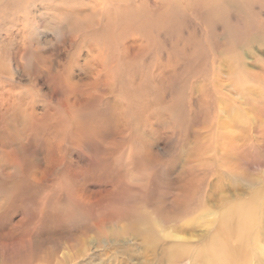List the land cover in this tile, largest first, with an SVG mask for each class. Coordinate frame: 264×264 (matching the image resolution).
Masks as SVG:
<instances>
[{"label": "rangeland", "instance_id": "374dc122", "mask_svg": "<svg viewBox=\"0 0 264 264\" xmlns=\"http://www.w3.org/2000/svg\"><path fill=\"white\" fill-rule=\"evenodd\" d=\"M241 1L133 0L132 22L121 2L0 0V132L38 157L22 229L37 231L36 264H229L226 248L264 264V208L238 237L240 206L264 199V0ZM156 2L164 28L148 27ZM89 57L106 73L79 66ZM71 78L83 96L95 86L107 97L69 104ZM11 208L6 223L26 215Z\"/></svg>", "mask_w": 264, "mask_h": 264}, {"label": "bare ground", "instance_id": "6f19581e", "mask_svg": "<svg viewBox=\"0 0 264 264\" xmlns=\"http://www.w3.org/2000/svg\"><path fill=\"white\" fill-rule=\"evenodd\" d=\"M99 1L102 2V4L105 5L106 8H108V5H111L114 2L125 3L127 5V10H126L127 13L125 12L124 14H122L120 16H122V18L124 20L129 19L132 22L136 21V19H133V17H132L133 9H131L132 8L131 3L133 0H99ZM209 2L215 7H218L219 5H226V3H232V2L243 3L241 0H209ZM242 5L243 4H241L240 6L242 7ZM154 7H155L154 8V15L149 16L147 19L148 27L152 24H156L159 28H164L167 24V20L165 18V14H164V12L167 13L166 12V6L163 3L156 2ZM177 12L179 13V11H177ZM144 16H146V14H144ZM143 23H144V25L147 26L146 21ZM95 29L96 30L94 32V35H95V33L98 35L99 34L101 35L102 29H97V28H95ZM125 49H126V51L129 52V53L128 52L127 53L130 56L135 57L140 51L143 50V47L141 46V42H139L137 40H133V41H130L129 43L126 44ZM91 51H93V49ZM84 62L85 63L82 62V65L80 64L79 66H82L85 71L88 69V67L92 68L89 71V73L91 72L93 74V78H95V76H100L101 74L103 75V69L105 70V73H106L107 68H104L103 67L104 65H100L99 62L93 60L91 57L85 58ZM50 71L48 72L49 75H50ZM53 75H54V72H53ZM55 76L56 75H54V77ZM72 80H73L72 78L69 80L68 79H66V80L62 79L63 84H61L62 86L67 84L68 86L76 87L75 98L69 99V104L81 105L82 102H87V101H88V103H89V101H92V103H93L96 101V99L104 100L105 97H107V96H105L104 92L99 93V92L95 91V86H93L94 94L85 97L82 95V93H81L82 91L79 89V88H81V85L79 83L71 84ZM92 81H90V82H92ZM57 84H59V81H57ZM88 92H90V91H86V93H88ZM77 93H79V95L82 97L81 99H79V97H78L79 95ZM65 105H67V104H65ZM7 109H9V104L6 102V98L4 97V93H3L0 96V125H2V126H3V122L5 121V118H6ZM89 109H90V107H89ZM13 115L15 118L16 130H19V129L21 130L22 124L20 123L21 119H20L19 115H17V114H13ZM0 136H1V138H0V264H27L28 260H30V262L28 264H36L37 249H38V246L36 245L37 239H38L36 237L37 231H34L35 233L30 234V237L28 239H26L24 237L25 235H23L22 229H23L24 224H26L29 220L31 221L33 214L35 212L34 208L36 205V202H35L36 189H37V186L39 183L38 157L36 155V159L33 160V159H31V156H30L31 153L28 154V156H27V155H25V153L22 152L21 148H20L21 151L19 149H17L18 147L10 148L11 150H9L7 148L8 146L5 144L6 143L5 134L0 132ZM14 138H15V136H14ZM23 139H25V138H23ZM15 143H16V141H15ZM22 148L24 149V147H22ZM61 148H62L61 144L57 145L53 149V152H52L51 156L49 157V159L51 161V165H50L49 170L52 173H53V171L54 172L56 171V173H57L58 171L62 170V167L64 164V158L62 156V150L63 149L61 150ZM30 152H32V151H30ZM32 154H33V152H32ZM25 157L28 158L27 161H29V159L32 162L37 161V163L34 162L33 168H29L30 165L29 166L26 165ZM33 157H34V155H33ZM12 175L13 176L16 175V176H18V178L15 180L13 187L10 190H8L7 185L9 184L10 178L12 177ZM8 179H9V182H8ZM25 180H26V182L27 181L29 182V185H28L29 189L28 190L22 189L24 186L23 184H24ZM11 206H12V208H14V207H16V208L22 207L23 209L26 208V215L19 218V219L18 218L13 219V221L11 223L10 222L6 223L5 219L8 218V216H9V213L11 211V210H9V207H11ZM263 208H264V199H256V198L251 200V201L244 202L240 206V208L238 209V211H241L239 213L240 217H239V224H238V237H239V239L247 240L250 238L249 237V231H250L249 227L251 226L252 223L256 222V220H257L258 214L256 215V211L258 213V211L263 209ZM30 212L32 213V215L30 214ZM6 221H7V219H6ZM38 241H39V239H38ZM220 244L224 245V241H220ZM221 257L223 258V255H221ZM237 259L238 258L236 256V250L235 249H232V250L231 249L229 250V248L225 249L224 261L226 263L239 264V261Z\"/></svg>", "mask_w": 264, "mask_h": 264}]
</instances>
